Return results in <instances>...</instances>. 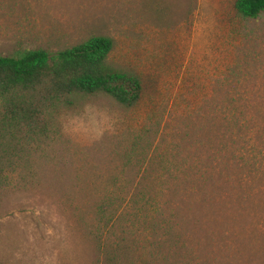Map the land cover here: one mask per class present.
I'll list each match as a JSON object with an SVG mask.
<instances>
[{"label": "rangeland", "instance_id": "374dc122", "mask_svg": "<svg viewBox=\"0 0 264 264\" xmlns=\"http://www.w3.org/2000/svg\"><path fill=\"white\" fill-rule=\"evenodd\" d=\"M233 2L0 0V56L104 36L142 83L131 109L57 108L26 146L0 264H264V13Z\"/></svg>", "mask_w": 264, "mask_h": 264}, {"label": "trees", "instance_id": "16d2710c", "mask_svg": "<svg viewBox=\"0 0 264 264\" xmlns=\"http://www.w3.org/2000/svg\"><path fill=\"white\" fill-rule=\"evenodd\" d=\"M233 10L239 18L255 19L264 13V0H234ZM112 47L109 38L93 36L54 53L38 49L0 56V99L9 110L0 128V190L12 172L26 170L21 156L26 146L46 138L57 108L95 96L123 109L136 105L141 80L108 63Z\"/></svg>", "mask_w": 264, "mask_h": 264}]
</instances>
